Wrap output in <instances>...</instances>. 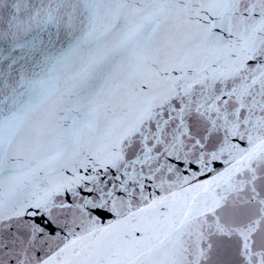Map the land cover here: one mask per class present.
<instances>
[{"label":"snow or ice","instance_id":"snow-or-ice-1","mask_svg":"<svg viewBox=\"0 0 264 264\" xmlns=\"http://www.w3.org/2000/svg\"><path fill=\"white\" fill-rule=\"evenodd\" d=\"M0 264H264V0H0Z\"/></svg>","mask_w":264,"mask_h":264}]
</instances>
